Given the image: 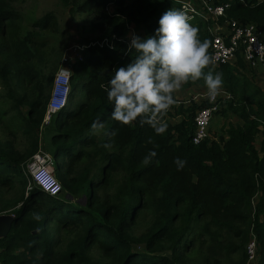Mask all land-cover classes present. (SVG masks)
Listing matches in <instances>:
<instances>
[{"label":"trees","instance_id":"obj_1","mask_svg":"<svg viewBox=\"0 0 264 264\" xmlns=\"http://www.w3.org/2000/svg\"><path fill=\"white\" fill-rule=\"evenodd\" d=\"M70 1L71 12L99 13L106 21L93 24L103 31L101 35L84 37L88 45L82 49L84 61L77 53H68L75 58L71 92L67 105L47 127L54 146L49 151L51 166H56L54 175L63 186L57 196L46 194L25 173L41 146L49 100L44 93L48 84L51 92L62 59L59 55L49 64L54 75L29 63L51 52V48L33 52V46L39 31L57 25L55 13L37 18L33 31L21 40L0 43L3 82L20 77L24 87L30 77L38 90L30 100L31 94L15 96L18 84L7 94L16 101L27 143L0 144V215L14 214L8 233L0 237V264H247L253 236L258 264H264V91L241 78L255 77L254 72L234 73L246 68L242 59L213 69L214 75L222 73L223 84L234 97L224 99L221 113L231 110L242 120L219 139L208 135L198 144L192 141L195 117L209 102L185 104L176 93L164 118L165 133L158 135L138 121L122 125L112 119L107 89L114 70L138 55L135 49L129 51L128 25L145 26L147 37L152 36L162 14L179 10L180 5L174 0H132L127 5L125 0ZM113 1L117 5L111 16L106 8ZM226 15L253 22L264 31V0H231ZM11 18H18L17 11L10 0H0V35H7L12 25L6 21ZM196 27L200 40L211 44L207 25L198 21ZM11 46L16 52H10ZM22 103L29 106L27 110L21 109ZM94 122L103 127L93 130ZM151 151L157 155L144 164ZM177 158L186 161L182 169ZM146 221V229L135 233ZM240 223L252 227L250 238V229L244 230Z\"/></svg>","mask_w":264,"mask_h":264},{"label":"clouds","instance_id":"obj_2","mask_svg":"<svg viewBox=\"0 0 264 264\" xmlns=\"http://www.w3.org/2000/svg\"><path fill=\"white\" fill-rule=\"evenodd\" d=\"M190 20L186 11L172 8L162 14L154 35L146 39L134 34L130 37L129 51L135 49L138 55L127 66L115 69L109 82L107 92L113 104L112 119L129 126L138 121L141 126L147 124L161 135L168 127L164 118L175 104L173 94L185 84L203 79L210 102L221 94L222 73L213 74L216 61L208 52L210 42L200 40L197 20L195 26ZM205 69H208L207 73ZM229 94L233 97L230 91ZM222 107L223 101L211 122L216 114L221 113ZM102 127L100 122L92 125L93 130ZM210 131L209 125V135ZM156 155L155 151H151L143 163H150ZM175 163L178 169H182L186 161L177 158Z\"/></svg>","mask_w":264,"mask_h":264},{"label":"rangeland","instance_id":"obj_3","mask_svg":"<svg viewBox=\"0 0 264 264\" xmlns=\"http://www.w3.org/2000/svg\"><path fill=\"white\" fill-rule=\"evenodd\" d=\"M68 1L69 2L64 0H10L11 7L18 13V18H11L12 20L6 21V23L12 26L7 28L8 32L6 36L0 35V43L4 40L9 39H12L11 41L9 40L12 43L21 40L28 31H33L32 23L37 18L45 15L49 11H52L55 13L54 15L57 19V25L56 20H54L52 25H56L55 27L48 30L39 31L38 35L34 38L35 43L33 46V52H37L40 50H42L43 52L44 50L50 48L51 52L48 54L44 53L40 60H38V58L31 59L29 65L30 67H32V65H37L41 68L42 66H44L46 73H48L49 75H54V69L48 66L50 63H52L51 61H54L60 55V60H62L59 63L58 68H64L72 73V63L75 61V58L68 53L71 52L73 53L72 55H75L77 53L76 55L79 60H85L82 49L88 47V45H85L87 42L84 43L83 39L87 36L90 37V40H92L93 38L103 33V31H101L98 27H93V24L99 20L102 21L103 17L100 18L101 16L99 17V13H73L69 10L71 1ZM131 1L132 0H125V5L129 4ZM116 5V1L108 3L106 10L109 15L114 16ZM104 21H106V18H104L102 22ZM198 21L200 20H197V23ZM128 27L129 33L127 34V36L129 37V43H131L130 37L133 34L139 36L141 39L147 38L145 26H137L136 24L131 23L128 25ZM11 47L12 48L10 52H16V47ZM21 65L23 67L24 63ZM244 65L246 67L245 69L240 67L239 71L236 70V72L234 73L243 75V73L251 74L252 72H255V77L254 75H243L242 77H240L253 81L254 84L258 85L264 91V75H260L259 72H256L252 67L248 65L246 66V64ZM219 68L220 67H213V69L215 70ZM27 70L31 71V68H27ZM15 78L16 79L11 80L8 84H6L3 82L0 74V144L4 141L16 140L17 143L21 147H23L24 145L26 146L27 143L26 137L22 134V129L19 125V122L21 123V120L20 115L18 114V110H15L14 108L16 101L7 96L8 90L10 88H14L15 90L16 88H18L16 85L18 84L20 87L16 90L15 96L20 97L24 93L31 94L28 97L29 100L32 97L35 98V96L38 95V90L36 89L35 82L33 80H30V77L24 80V87L22 85L23 82L20 81L22 78ZM200 93L207 94V88L203 79L195 83L189 82L185 84L181 88V90L176 92V95L179 102L187 103L191 101L195 97V95H198ZM221 93H227V95L229 94V89L225 86V84H223L222 86ZM49 95L50 88L48 84L47 89L44 93V98L48 99ZM25 104L26 103L21 104V109L23 111L27 110L29 107ZM177 119L178 118H172V121L175 122ZM51 121L52 119L49 122L50 124L42 128L43 132L41 133L40 140V148L44 149L45 151L48 150L47 152H52L54 150V146L52 145L50 134L48 133L47 129L48 126H52ZM240 122H242L240 117L231 112V110L226 111L225 114H216L210 124V136L212 138L219 139L220 135L223 134L230 125H235ZM100 131L101 130H97L96 133H100ZM260 139L261 137H259L257 145H259ZM53 168L55 172L56 166L53 165ZM147 225L148 221L144 222L141 225H138L134 232L140 233L144 231ZM240 225V227L244 230L250 229V238L252 227H249L248 224L240 223ZM233 241L237 244L239 240L234 237ZM237 255L233 257H236ZM258 261L259 258L256 255V259L252 262V264H258Z\"/></svg>","mask_w":264,"mask_h":264},{"label":"built area","instance_id":"obj_4","mask_svg":"<svg viewBox=\"0 0 264 264\" xmlns=\"http://www.w3.org/2000/svg\"><path fill=\"white\" fill-rule=\"evenodd\" d=\"M174 1L179 3V10L186 11L191 17L190 23L193 26H195V20L198 19L207 25V31L212 38L210 54L216 61L214 67L235 63L242 59L260 75H264V31L253 22L242 23L237 19L229 18L226 10L231 6V0ZM71 88L70 71L60 68L54 76L42 127L49 124L52 116L65 107ZM230 96V94L221 93L214 102H210L206 93H200L191 100L200 103L203 99H207L209 102V106L199 109L195 117V131L192 138L195 144L200 143L209 135V125L214 113L220 109L222 101ZM52 162V155L39 148L27 163L25 173L46 193L56 196L63 190V187L54 175ZM247 249L249 254L247 264H252L257 255V241L254 236Z\"/></svg>","mask_w":264,"mask_h":264},{"label":"water","instance_id":"obj_5","mask_svg":"<svg viewBox=\"0 0 264 264\" xmlns=\"http://www.w3.org/2000/svg\"><path fill=\"white\" fill-rule=\"evenodd\" d=\"M13 219V214L0 215V237H4L8 233Z\"/></svg>","mask_w":264,"mask_h":264},{"label":"bare ground","instance_id":"obj_6","mask_svg":"<svg viewBox=\"0 0 264 264\" xmlns=\"http://www.w3.org/2000/svg\"><path fill=\"white\" fill-rule=\"evenodd\" d=\"M100 43V42H99ZM103 44V43H102Z\"/></svg>","mask_w":264,"mask_h":264}]
</instances>
